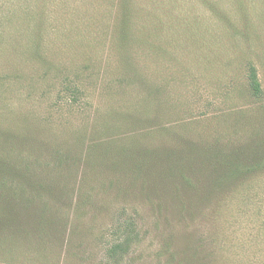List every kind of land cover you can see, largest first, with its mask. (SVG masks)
I'll return each mask as SVG.
<instances>
[{"label": "rangeland", "instance_id": "374dc122", "mask_svg": "<svg viewBox=\"0 0 264 264\" xmlns=\"http://www.w3.org/2000/svg\"><path fill=\"white\" fill-rule=\"evenodd\" d=\"M250 65L264 90V0H0V155L63 189L0 226V264H264Z\"/></svg>", "mask_w": 264, "mask_h": 264}, {"label": "trees", "instance_id": "16d2710c", "mask_svg": "<svg viewBox=\"0 0 264 264\" xmlns=\"http://www.w3.org/2000/svg\"><path fill=\"white\" fill-rule=\"evenodd\" d=\"M247 80L251 95L254 98L262 99L264 90L256 66H249ZM240 152L237 151L228 155L214 154L215 165L208 171V176L202 170H192L190 173L180 171L186 183L185 187L196 191L195 179L200 184L197 188L203 189L209 185V187L214 188L226 180L234 179L242 173H246L240 164ZM32 159L35 160H26L25 157H21V161L16 164L11 162L6 155L3 157L0 155V226L2 228L14 225L19 214L23 215V213L28 212L35 199L41 197L43 193H47L49 197L56 199L63 190L56 181L47 183L39 179L35 175L39 172L38 168L33 166L40 164V160L36 157H32ZM184 174H187V178L184 177ZM202 179H206V182L202 183ZM124 229V233L127 234L128 227ZM128 243L129 238L127 237L122 243L111 249L112 255L118 256L119 253L126 252Z\"/></svg>", "mask_w": 264, "mask_h": 264}]
</instances>
